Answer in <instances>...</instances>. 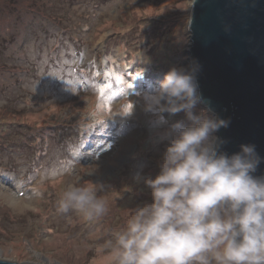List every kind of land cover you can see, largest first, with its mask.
<instances>
[{"label":"rangeland","instance_id":"rangeland-1","mask_svg":"<svg viewBox=\"0 0 264 264\" xmlns=\"http://www.w3.org/2000/svg\"><path fill=\"white\" fill-rule=\"evenodd\" d=\"M42 1H22L17 16L0 10V45L22 31L0 54V136L11 152H0V259L111 264L115 233L151 201L143 182L159 172L168 122L189 123L146 108L145 94L171 67L191 68L192 0ZM201 110L214 114L199 101ZM9 122L18 129L5 134ZM88 181L102 186L108 213H60V194Z\"/></svg>","mask_w":264,"mask_h":264},{"label":"clouds","instance_id":"clouds-1","mask_svg":"<svg viewBox=\"0 0 264 264\" xmlns=\"http://www.w3.org/2000/svg\"><path fill=\"white\" fill-rule=\"evenodd\" d=\"M146 108L177 114L165 129L159 172L145 178L151 201L134 207L115 233L111 264H264V176L251 144L231 155L216 135L228 121L193 109L200 101L194 70L173 66L145 94ZM91 181L69 184L58 211L93 221L109 211Z\"/></svg>","mask_w":264,"mask_h":264},{"label":"water","instance_id":"water-1","mask_svg":"<svg viewBox=\"0 0 264 264\" xmlns=\"http://www.w3.org/2000/svg\"><path fill=\"white\" fill-rule=\"evenodd\" d=\"M188 32L200 101L228 121L216 133L221 150L254 145L260 163L253 175L264 176V0H192Z\"/></svg>","mask_w":264,"mask_h":264},{"label":"trees","instance_id":"trees-1","mask_svg":"<svg viewBox=\"0 0 264 264\" xmlns=\"http://www.w3.org/2000/svg\"><path fill=\"white\" fill-rule=\"evenodd\" d=\"M22 1L31 3L32 5L35 2L34 0H0V10L3 7L5 9H7L9 15H15V16H17V13H18L19 9H21L20 4H22ZM42 3H43L42 0H37L35 2V5H33V7L38 6L40 10L46 8V7H43V4ZM45 4L47 5V0L45 1ZM9 21L10 20L8 19V22ZM3 23H5V22H3ZM0 24H1V22H0ZM37 26H38L37 21L34 20L33 27L35 28ZM4 27H5V24H1L0 25V31L3 30ZM15 31L16 32H13V35L10 34V32L8 31V33L6 35L1 36V43H2V45H0V50L2 49L3 52L0 51V54L7 56V54H5V52L8 51V50H10L12 48L11 47V45H12L11 42L12 41L13 42L15 41V38L14 37H17L22 32V31L17 30V29ZM40 33H42V30L41 29H40L39 34ZM11 123L12 122H9L10 127H7L8 129H4V128L1 129L2 131H5L6 132L5 134H8L10 132V130L11 131H17L18 128L15 125L11 124ZM69 132H71V131H69ZM67 135H68V137H66V138L71 139L72 141L75 139L74 138V136H75V133L74 132H71V134L70 133H67ZM9 142L10 143H13L12 141H9ZM15 143H18V142H15ZM74 143H75V140H74ZM22 146H23V144H22ZM6 147H7V143H5L4 138L2 136H0V152H5V153L8 152V153H11V152L8 151V149H6ZM13 150H14V148H13ZM20 152L21 153H28V151L26 150V147L25 148H21L20 149ZM35 160H36V156L33 155V158L30 160V163L29 164H35Z\"/></svg>","mask_w":264,"mask_h":264},{"label":"bare ground","instance_id":"bare-ground-1","mask_svg":"<svg viewBox=\"0 0 264 264\" xmlns=\"http://www.w3.org/2000/svg\"><path fill=\"white\" fill-rule=\"evenodd\" d=\"M168 124H172V123H169V122H168Z\"/></svg>","mask_w":264,"mask_h":264},{"label":"snow or ice","instance_id":"snow-or-ice-1","mask_svg":"<svg viewBox=\"0 0 264 264\" xmlns=\"http://www.w3.org/2000/svg\"><path fill=\"white\" fill-rule=\"evenodd\" d=\"M129 107H131V106L129 105Z\"/></svg>","mask_w":264,"mask_h":264}]
</instances>
